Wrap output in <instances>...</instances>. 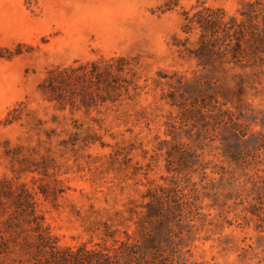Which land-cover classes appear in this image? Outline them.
Instances as JSON below:
<instances>
[{"label":"rangeland","instance_id":"374dc122","mask_svg":"<svg viewBox=\"0 0 264 264\" xmlns=\"http://www.w3.org/2000/svg\"><path fill=\"white\" fill-rule=\"evenodd\" d=\"M0 264H264V0H0Z\"/></svg>","mask_w":264,"mask_h":264}]
</instances>
